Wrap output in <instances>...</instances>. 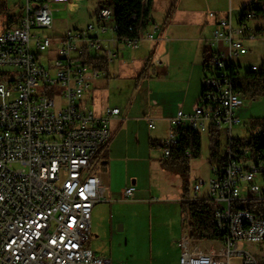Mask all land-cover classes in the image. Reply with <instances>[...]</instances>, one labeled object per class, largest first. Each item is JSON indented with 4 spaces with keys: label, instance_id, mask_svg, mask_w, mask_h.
<instances>
[{
    "label": "built area",
    "instance_id": "obj_1",
    "mask_svg": "<svg viewBox=\"0 0 264 264\" xmlns=\"http://www.w3.org/2000/svg\"><path fill=\"white\" fill-rule=\"evenodd\" d=\"M68 2L25 0L16 21L0 35V264H111L88 245L92 208L104 197L92 170L120 108L106 106L97 114L85 98L104 73L96 65L100 57L113 61L118 56L104 50L100 34L111 30L113 47L119 42L127 48H137L142 36L117 39L110 0H97L93 21L84 28L38 34L53 28L52 6ZM208 15L215 26L202 90L192 112L179 109L169 119L161 153L170 156L175 128L181 126L208 138L218 135L225 160L212 165L208 181L193 186V197L214 202L216 236L193 239L185 224L179 264H232L235 257L241 264H260L251 249L240 245L263 244L264 217L241 206L264 204V162L255 161L249 134H233L245 96L234 89L229 69L241 66L239 57L248 52L245 41L259 33L264 39V21L253 12L241 22L230 13ZM149 26L144 38L154 40L160 25L151 21ZM144 120L155 127L152 117ZM134 189L124 187L121 197H131Z\"/></svg>",
    "mask_w": 264,
    "mask_h": 264
},
{
    "label": "rangeland",
    "instance_id": "obj_2",
    "mask_svg": "<svg viewBox=\"0 0 264 264\" xmlns=\"http://www.w3.org/2000/svg\"><path fill=\"white\" fill-rule=\"evenodd\" d=\"M171 1L153 0L151 14L159 25H162ZM6 2L9 8L8 14L18 15L23 9L25 0H6ZM96 2L97 0H70L66 5H53V28L36 32L41 35L54 36L84 28L93 21L92 15L97 9ZM175 3L179 9L180 7L199 8V12L204 15L213 8L215 0H183L182 2L175 0ZM179 12L177 11L173 17L174 22H171L173 26L165 28L166 41L161 40L156 43V41L145 39V33L151 30L149 26L141 34L143 40L137 48H125L122 43L118 42L117 48L112 49L117 52L118 56L113 61H109L107 71L101 74L92 85L102 93L100 101L103 105H118L123 108L133 103L139 106L146 98L152 101L151 104L165 102L171 105H182L185 100H190L197 76H203L201 63L203 46L202 43L198 45L194 39L186 38L196 35L197 27L195 25L186 27L185 16ZM233 18H236V13ZM7 23V14L1 15L0 35L7 28ZM168 27L170 31L167 30ZM109 35L108 32L101 36L108 38ZM208 35L207 37L212 40L213 30L212 34L208 32ZM169 39L173 41L169 42ZM245 47L247 54L239 57L241 71L249 69L251 65L257 68L264 66V39L260 33L255 39L245 41ZM149 53L151 54L146 67L147 73L138 78ZM126 54L128 57L125 56ZM199 56L200 63L197 64ZM158 61L162 62L165 71L168 72V77L164 80L162 79V67L157 65ZM147 86L151 92V96L148 97L146 96ZM85 100L87 106L93 110L95 104L94 101L92 102V96L87 95ZM195 101L193 104L196 103ZM244 101V105L236 112L240 122L233 128V134L240 137L248 136L247 129L252 119L264 117V95L254 98L245 96ZM60 103L63 101L58 102ZM158 123L159 121L154 119V125L157 127L155 130H145L144 127H139V137L136 140L129 137L124 138L120 146L112 150L115 153L112 155H117L115 156L117 158H112L107 165L93 166V170H97V174L101 176H103V171L110 173V184L107 189H111V194L104 193L102 201L92 208L90 247L96 251L103 249L110 255L114 264H175V255L172 250L166 249L160 253L159 249L155 252H148L146 247L143 248L144 244L139 242L135 236V224L131 220L134 218L139 221L146 220L145 216L150 215L154 218V222L157 218L163 221L164 216L172 214L173 201H178L183 191H186V199L193 197V186L199 180L208 181L212 176V165L208 159L210 144L206 133L201 135V156L190 160L187 176L183 177L163 169L160 165V160L163 159L161 148L150 147L148 143L149 137L159 136ZM221 151L223 152L222 148ZM133 178L138 180V183L133 184L136 187L133 196L121 197L119 186L123 183L132 185ZM261 181V178L257 179L258 183ZM200 195H206V188L201 190ZM141 198L155 205L149 209L145 201H136ZM119 225H123L124 229L118 231ZM240 248L251 249L259 257L260 264H264V240L263 244L257 245L241 243ZM158 257L163 258V261L158 260ZM232 264H241L240 258H233Z\"/></svg>",
    "mask_w": 264,
    "mask_h": 264
},
{
    "label": "crops",
    "instance_id": "obj_3",
    "mask_svg": "<svg viewBox=\"0 0 264 264\" xmlns=\"http://www.w3.org/2000/svg\"><path fill=\"white\" fill-rule=\"evenodd\" d=\"M182 1L183 0H181V2ZM251 1L252 0H215L213 8L210 9V11L208 13L202 15L199 12V8L193 9L190 7H183V8L180 7V9H179L176 7L175 0H172L170 2L168 9H167L166 16L163 20V23H162V25L160 24V29L155 34V39L154 40H149L147 38H145V39H147L148 41H156V43H158L161 40L166 41L167 39H165V38H166L167 34H166L165 28L167 26H170V27L173 26V24H172L174 22V21H172V20H174L173 17L177 13V11H180L179 13H183V16H185L184 17V24L186 27H188V25H195L197 27L196 35H194L192 37L187 36L186 38L196 40L198 42V45H200V43H202L203 57L201 59V63H203V59L205 56L204 49H205V47H207L208 43L211 41L207 37V36H209L208 32H210V34H212V30L215 26L214 18H211L208 14L210 12H214L216 14V16L219 17V16H224V15L230 13V15L233 18L234 13H236V18H233V20H234V22H237L239 17H240V12H241L242 8L244 6H246L247 4H249ZM69 2H70V0H69ZM172 3H174L175 8H174L173 12L171 13V15L168 17V10H169ZM92 17H93V15H92ZM150 18H151V21H154L157 23V21L155 20L154 16L151 14V12H150ZM167 30L170 31L169 27ZM108 32L110 34L108 38H103V36H101L102 34L108 33ZM113 36L114 35L111 32V30H107V31L100 34V38L103 41L102 45H103L104 50L117 48V46L113 47V45H112ZM142 40H143V38H141L139 40V44H140V42H142ZM147 40H145V41L148 42ZM172 41H173L172 39H169V42H172ZM139 44H138V46H139ZM125 48H127V47H125ZM104 54H105V52H104ZM150 54L151 53H149V56L147 58H145L142 69L143 68L146 69L147 64L150 60L149 59ZM125 56L128 57L127 54ZM198 63H200V56L197 59V64ZM157 65L162 67V79L163 80L166 79L168 77V72L165 71V68L163 67L162 62L158 61ZM202 70H203V67H202ZM203 74H204V70H203ZM201 78L202 77L197 76V80L195 81L194 89L191 93L190 100L189 101L185 100V103H183L182 105L181 104H179V105L172 104L171 105V104H167L165 102H163L162 104H158V103L156 104V102H154V103H152L154 106H152V104L150 103L152 101L149 100V98H146V99L143 98L144 100L141 101V104H139V106L135 105L133 103H130L129 105H127L123 108L119 107L118 105H103L100 101L101 97H102V95H101L102 93L99 92V90L97 88L92 87L89 90V92L87 93V95L90 94L92 96V102L94 101V104H95V108L93 110L97 114L101 113L106 106H116V107L120 108V114L117 117L112 118L110 121V131H111L110 139H109L107 145L101 150L95 165L96 166L107 165L111 161L112 158L117 156V155H112V153H113L112 150L115 149L116 146L119 147L121 141L124 138L126 139L127 137H129L133 140H136L139 137V133H138L139 127H144L145 130L146 129L147 130H155L157 128L156 125L153 129L148 128V125H147L146 121L144 120V116H146V115L152 117L153 122H154V119H157L159 121V123H158L159 136L155 135L154 138L149 137L148 138L149 146H150L151 140H158L161 142L164 139V137L167 135V132L169 131V119L171 117H173L179 109H181L182 111H184L186 113L192 112L193 107L195 105V104H193V102H194V100L197 101L196 98H198V96H199L200 86H201ZM94 82H93V84H94ZM147 92L148 93L146 96L147 97L149 95L151 96V92L148 90V86H147ZM161 133H163V135ZM113 154H115V153H113ZM115 158H117V157H115ZM92 172L99 177L103 187L105 188L104 193L107 195H110L111 189H107L108 185L110 184V179H109L110 173L103 171V173H102L103 176H101V175L97 174V170H92ZM136 183H138V180L136 178H133L131 184L133 185ZM127 186H129V183H123L122 185H120L119 186L120 193H121V190ZM134 188H136V187L134 186ZM134 191H135V189H134ZM181 195H180V198L178 201H175V202L173 201L174 204L172 206L173 207L172 214L167 216V217L164 216L163 221L160 218H157V221L154 222V218L150 215L145 216V217H147L146 220L139 221V220H137V218L136 219L134 218L133 220H131V222L133 221V223L135 224L134 230L136 231V233H135L136 238L138 239L139 242L141 241L142 244H144L142 247L143 248L146 247L148 252H155V251H157V249L161 250L160 253H163V250H166V249L172 250L174 255H175V264H179V256L181 253V247L178 245V242L180 241L181 237L184 235V232H185V230H184L185 222H183L182 218H181V207H180ZM132 196H133V194H132ZM136 201H139V202L145 201L147 203V205H149V209L151 207H153V205H155V204H150L149 202H147L143 198L136 199ZM122 229H124V226L119 225L118 231H120ZM88 245H89V248L92 251H94L97 255H99L101 257L108 258L110 260V263L114 264V263H112L113 261L109 257L110 255L107 252H105L103 249L96 251L90 247V242L88 243ZM158 258H157L158 260L163 261V258H161V257H158Z\"/></svg>",
    "mask_w": 264,
    "mask_h": 264
},
{
    "label": "trees",
    "instance_id": "obj_4",
    "mask_svg": "<svg viewBox=\"0 0 264 264\" xmlns=\"http://www.w3.org/2000/svg\"><path fill=\"white\" fill-rule=\"evenodd\" d=\"M115 8V36L118 40L138 39L150 25L151 6L153 0H111ZM264 0H252L244 6L238 19L241 22L247 12H253L256 19L264 21ZM175 8L174 3L168 10V17ZM6 0H0V16L7 14V26L16 21L18 15L8 14ZM203 70L206 67L207 47L204 49ZM108 59L101 56L96 64L97 68L103 72L107 71ZM231 78L235 90L240 91L244 96L251 98L264 95V66L257 70L241 71V66L231 67ZM147 71L143 68L138 76L146 75ZM204 75V74H203ZM202 88L200 89L201 92ZM200 94V93H199ZM251 140L252 152L255 161L264 162V117L255 118L250 121L247 129ZM177 142L171 150L169 157L160 160L163 169L173 173L187 176L191 159H198L201 156L202 140L201 134L187 127L175 128ZM209 163L211 165L221 164L225 159L221 151V139L218 135L212 134L209 138ZM151 147L161 148L162 142L158 140L150 141ZM100 152L96 156L98 159ZM181 218L187 224L189 236L193 239H214L216 236L214 225V202L209 198L186 199V191L181 195ZM242 208L264 217V204L247 203Z\"/></svg>",
    "mask_w": 264,
    "mask_h": 264
},
{
    "label": "bare ground",
    "instance_id": "obj_5",
    "mask_svg": "<svg viewBox=\"0 0 264 264\" xmlns=\"http://www.w3.org/2000/svg\"><path fill=\"white\" fill-rule=\"evenodd\" d=\"M110 2H111V0H110ZM111 10H114V20H115V8H114V5L112 2H111ZM150 25H151V23H150ZM263 240H264V223H263Z\"/></svg>",
    "mask_w": 264,
    "mask_h": 264
}]
</instances>
